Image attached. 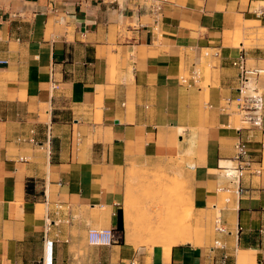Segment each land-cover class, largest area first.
Listing matches in <instances>:
<instances>
[{
    "label": "crops",
    "instance_id": "crops-1",
    "mask_svg": "<svg viewBox=\"0 0 264 264\" xmlns=\"http://www.w3.org/2000/svg\"><path fill=\"white\" fill-rule=\"evenodd\" d=\"M157 3L156 24L142 0H0V264H264V119L236 113L233 66L264 69V0ZM240 141L262 171L238 195L220 168ZM177 162L226 232L165 252L132 239L124 201L132 169Z\"/></svg>",
    "mask_w": 264,
    "mask_h": 264
},
{
    "label": "rangeland",
    "instance_id": "rangeland-1",
    "mask_svg": "<svg viewBox=\"0 0 264 264\" xmlns=\"http://www.w3.org/2000/svg\"><path fill=\"white\" fill-rule=\"evenodd\" d=\"M245 35V44L248 46V41L255 39V36L253 33ZM257 37H262V33ZM251 65L254 67L253 62ZM206 71L208 73L209 69ZM183 169V164L177 162L157 169H132L129 172L131 179L124 201V216L125 208L128 207L130 214L127 215V221H133L129 234L132 239L162 243L165 252H170L173 245L187 241L198 245L211 235L215 216H194L188 202L190 181L183 174Z\"/></svg>",
    "mask_w": 264,
    "mask_h": 264
},
{
    "label": "built area",
    "instance_id": "built-area-1",
    "mask_svg": "<svg viewBox=\"0 0 264 264\" xmlns=\"http://www.w3.org/2000/svg\"><path fill=\"white\" fill-rule=\"evenodd\" d=\"M102 2H109L110 4H118V0H101ZM134 1V0H130ZM146 8H148L154 15L155 23H158L162 16V7L157 2L161 0H142ZM264 15V14H263ZM233 66L239 70L238 76V92L239 99L237 105V112L244 122L252 124V127L260 128L264 119V89L260 84V78L264 75V69L259 67H252L247 65L244 56L239 57L234 61ZM198 76V74H197ZM52 89L56 90L57 85L52 84ZM35 142L34 139L31 140ZM235 158L232 165L226 168H220L224 172L225 178L229 181L231 186L236 187V194L240 195L242 189L240 187L243 178L249 174H260L261 169L255 167L247 142L240 141L235 147ZM253 165V166H252ZM231 189H228L230 191ZM230 199L227 198L226 202ZM216 208V207H215ZM51 230V224L46 228V233ZM215 231L218 233H225L226 229L222 224L220 211H218L215 219ZM264 234V228L261 230ZM118 236L113 229H90L88 232V243L91 246L110 247L116 244ZM52 242L51 254L52 252ZM216 246L220 247V243L216 242ZM205 264V263H202Z\"/></svg>",
    "mask_w": 264,
    "mask_h": 264
},
{
    "label": "bare ground",
    "instance_id": "bare-ground-1",
    "mask_svg": "<svg viewBox=\"0 0 264 264\" xmlns=\"http://www.w3.org/2000/svg\"><path fill=\"white\" fill-rule=\"evenodd\" d=\"M127 214L129 215L130 214V209L127 207Z\"/></svg>",
    "mask_w": 264,
    "mask_h": 264
},
{
    "label": "trees",
    "instance_id": "trees-1",
    "mask_svg": "<svg viewBox=\"0 0 264 264\" xmlns=\"http://www.w3.org/2000/svg\"><path fill=\"white\" fill-rule=\"evenodd\" d=\"M30 187V186H29Z\"/></svg>",
    "mask_w": 264,
    "mask_h": 264
}]
</instances>
